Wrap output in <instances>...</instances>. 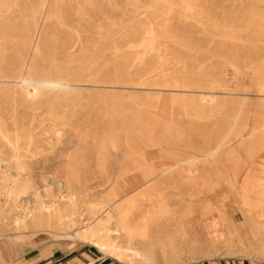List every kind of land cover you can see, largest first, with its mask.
Segmentation results:
<instances>
[{"label": "rangeland", "instance_id": "obj_1", "mask_svg": "<svg viewBox=\"0 0 264 264\" xmlns=\"http://www.w3.org/2000/svg\"><path fill=\"white\" fill-rule=\"evenodd\" d=\"M0 77V231L26 182L71 235L16 234L7 264L101 256L83 225L125 247L114 210L136 264H264V0H0Z\"/></svg>", "mask_w": 264, "mask_h": 264}, {"label": "bare ground", "instance_id": "obj_2", "mask_svg": "<svg viewBox=\"0 0 264 264\" xmlns=\"http://www.w3.org/2000/svg\"><path fill=\"white\" fill-rule=\"evenodd\" d=\"M179 1V0H178ZM183 2V1H182ZM137 3V2H136ZM179 3V2H178ZM189 6V5H188ZM187 7V6H186ZM80 21V20H78ZM74 27V26H73ZM77 28V26H76ZM73 29V28H72ZM148 34V33H147ZM77 36V35H76ZM64 38V37H63ZM69 38V37H68ZM75 38V37H74ZM152 38V36H151ZM67 39V38H66ZM78 39V38H77ZM150 39V38H149ZM70 40V39H69ZM67 42V41H66ZM77 42V41H76ZM66 44V43H65ZM74 44V43H73ZM79 44V43H78ZM57 45V44H56ZM60 45V44H59ZM62 45V44H61ZM25 46V45H24ZM65 46V45H64ZM75 46V44H74ZM23 47V46H22ZM66 47V46H65ZM55 48V47H54ZM27 49V48H26ZM32 49V48H31ZM52 49V48H51ZM78 49V48H77ZM86 49V48H83ZM33 50V49H32ZM55 50V49H54ZM69 50V48H68ZM27 51V50H26ZM56 51V50H55ZM65 51V50H64ZM66 52V51H65ZM80 53V52H79ZM83 53V52H82ZM68 54V53H67ZM84 54V53H83ZM33 55V54H32ZM81 55V54H80ZM21 56V55H20ZM87 56V55H86ZM92 56V54L90 55ZM95 56V55H94ZM93 56V57H94ZM19 57V56H18ZM29 58V57H28ZM87 58V57H86ZM90 58V57H89ZM19 59V58H18ZM88 59V58H87ZM78 61V58L76 59ZM75 60V61H76ZM19 61V60H18ZM74 61V62H75ZM84 61V60H83ZM73 62V63H74ZM81 61L79 60V63ZM23 63V62H22ZM21 63V64H22ZM26 63V62H25ZM18 64V65H21ZM78 64V63H77ZM24 65V64H22ZM83 65V63H82ZM91 66V64H88ZM87 65V66H88ZM26 66V65H25ZM18 67V66H17ZM81 67V66H80ZM83 67V66H82ZM24 68V67H23ZM22 68V69H23ZM84 68V67H83ZM86 68V67H85ZM84 68V69H85ZM21 69V70H22ZM65 70V69H64ZM18 71V70H17ZM57 71V70H56ZM62 71V70H61ZM91 71V70H90ZM23 73V71H21ZM30 72V70H29ZM65 72V71H64ZM5 73V72H4ZM81 73V71H80ZM86 73V72H85ZM7 74V73H6ZM61 74V73H60ZM73 74V73H72ZM82 74V73H81ZM88 74V72H87ZM18 75V74H17ZM22 75V74H20ZM51 75V74H50ZM57 75V74H55ZM54 75V76H55ZM71 75V74H70ZM61 76V75H60ZM63 76V75H62ZM77 76V75H76ZM79 76V75H78ZM22 77V76H20ZM39 77V75L37 76ZM36 77V78H37ZM1 78V77H0ZM9 78V77H8ZM18 78V77H17ZM35 78V76H34ZM69 78V77H68ZM67 78V79H68ZM23 79V78H22ZM40 79V78H39ZM55 79V78H53ZM59 79V78H58ZM57 79V82H58ZM73 79V78H72ZM4 80V79H2ZM14 80V79H13ZM17 80H20L19 78ZM29 80V78H28ZM41 80V79H40ZM46 80V79H45ZM60 80V79H59ZM63 80V79H62ZM65 80V79H64ZM1 81V80H0ZM7 81V79L5 80ZM37 81V79H36ZM50 81V79H49ZM39 81L40 86H48L50 85L51 81ZM61 81V80H60ZM262 81V80H261ZM2 82V81H1ZM24 82V81H23ZM30 82H32L30 80ZM53 82V81H52ZM14 83V82H13ZM16 83V82H15ZM21 83V82H20ZM36 83V82H35ZM38 83V81H37ZM54 83V82H53ZM52 83V84H53ZM60 83V82H59ZM62 83V82H61ZM65 83V82H64ZM71 83V82H70ZM28 85H30L31 83H27ZM55 84V83H54ZM66 84V83H65ZM6 85V84H5ZM3 85V86H5ZM262 85V84H261ZM32 86V85H31ZM68 86V85H66ZM264 86V83H263ZM30 87V86H29ZM34 88V87H33ZM37 88V87H36ZM65 88V87H64ZM68 88V87H66ZM38 89V88H37ZM260 89V87H259ZM15 90V89H14ZM21 90V89H20ZM264 90V89H263ZM35 91L34 89H31V92ZM41 91V90H40ZM39 91V92H40ZM24 92V91H23ZM264 92V91H263ZM36 93V92H35ZM3 94V93H2ZM7 94V93H6ZM10 94V93H9ZM8 94V95H9ZM31 95V94H29ZM12 98V96H11ZM191 103V102H190ZM189 103V105H190ZM193 104V103H192ZM191 104V105H192ZM195 105V104H194ZM2 133V132H1ZM3 135V134H2ZM4 137V136H3ZM6 137V136H5ZM108 139V138H107ZM106 140V139H105ZM10 140H8L7 142H9ZM13 143V142H12ZM15 144V143H14ZM17 145V144H16ZM10 146V145H9ZM116 146V145H115ZM18 155V154H17ZM101 156V155H100ZM14 157V155H13ZM15 158V157H14ZM99 158V157H98ZM19 159V158H18ZM16 160V158L14 159ZM98 160V159H97ZM19 161V160H18ZM22 161V160H21ZM11 163V162H10ZM14 163V162H13ZM157 165V164H156ZM7 172V171H6ZM9 172V171H8ZM2 177V176H1ZM17 177V176H16ZM15 178V177H14ZM5 179V178H4ZM264 179V178H262ZM16 180V179H15ZM27 180V179H26ZM29 180V179H28ZM13 182V181H12ZM16 182V181H15ZM12 185V184H11ZM10 184H7L6 186L3 187V192L1 193V198H3L5 200V203L10 202L12 195H14V189ZM32 188V187H31ZM30 188L27 187V183L24 182L22 184V186L19 187V192H20V197L18 200L15 199V201H13L12 203V209H15V216L12 219V223H11V227H4L3 228V233L0 237H2V241L0 242V264H4V263H8L10 260H8L5 257V253L7 252V248H12V244L14 243L12 237L16 234H23L24 231L25 233H30L31 235H38L39 234H49L52 237H71V235L64 233V225L62 224V222L59 221V219L55 218L54 214L51 212V209L49 208V202H44L41 203L39 200V197L36 195L38 190L34 189L33 191V195L29 196L28 194L30 193ZM32 191V189H31ZM120 193H116L115 197H119ZM14 199V198H13ZM72 201V200H71ZM23 203L27 206V209L29 211V214H25L20 208H19V204ZM243 203V202H242ZM22 206V205H21ZM111 206V204H110ZM73 207V206H72ZM68 208V207H67ZM113 208V207H112ZM129 209V208H128ZM74 210V209H73ZM68 211V210H67ZM116 212V225L115 228L117 227V229L115 230V232L118 233H123L125 238H126V246L125 247H120L117 244H115L113 241H111L110 237H105L103 236L102 232H106V228L101 226V224L97 225L96 227H90L89 225L84 226L81 229L80 233H77L78 237H81L82 240L88 241L89 244H91L93 247H95L100 253H102L103 255L109 256L111 258H113L114 260H116L118 263H123V264H136V257L137 255L130 249V245L133 244V240L138 238H141L143 233L140 231V228L138 226H140V221L137 217H134L133 215H131V213H128V216L126 215V213L124 212L125 210H123V212H118L117 210H114ZM5 210H1V213L4 214ZM62 212V211H61ZM71 212V211H70ZM68 212V213H70ZM67 213V212H66ZM104 213V212H103ZM14 214V213H13ZM64 215V214H63ZM67 215V214H66ZM109 215V214H108ZM111 215V214H110ZM220 215V214H219ZM73 216V215H72ZM71 216V218H72ZM94 216V215H93ZM96 216V215H95ZM98 216V215H97ZM104 216V215H103ZM107 216V215H106ZM105 216V217H106ZM114 216V215H113ZM261 216V214H260ZM65 217V216H64ZM109 217V216H108ZM107 217V218H108ZM70 218V217H69ZM110 218V217H109ZM102 219V218H101ZM104 219V218H103ZM145 219V218H144ZM63 220V219H62ZM81 220V218H80ZM95 220V218H94ZM67 221V220H66ZM2 226L5 224V222L3 221V219L0 220ZM81 222V221H80ZM230 222V221H229ZM99 223V222H98ZM101 223V222H100ZM115 224V223H114ZM72 225V224H71ZM72 227V226H71ZM101 227V228H100ZM7 228V229H6ZM66 231V230H65ZM145 231V230H144ZM10 232V233H9ZM148 232V231H147ZM231 234V233H230ZM160 235V234H159ZM37 236V237H38ZM110 236V235H109ZM156 237V235H155ZM153 238V237H152ZM161 238V237H160ZM212 238V237H210ZM158 240V239H157ZM152 241V240H151ZM176 241V240H175ZM174 241V242H175ZM117 242V239H116ZM139 242V241H138ZM141 242V241H140ZM137 243V242H136ZM142 243V242H141ZM165 243V242H164ZM184 245H189L190 239L189 238H184L183 240ZM154 244V243H153ZM204 244L206 246H210L211 242L210 240H208V238H204ZM135 245V244H134ZM145 245V244H143ZM162 248L164 249L165 245L162 244ZM174 246V245H173ZM135 247V246H134ZM160 249L161 247L158 246ZM157 247V248H158ZM136 248V247H135ZM138 248V247H137ZM148 248V246H147ZM150 248V247H149ZM167 248V247H166ZM140 249V248H139ZM160 249H156L154 250V253L158 255V252H160ZM136 250V249H135ZM138 250V249H137ZM163 251V250H161ZM146 253V252H145ZM144 253V254H145ZM189 253V252H188ZM187 253V254H188ZM150 254V253H149ZM162 254V253H161ZM146 255V254H145ZM164 255V254H163ZM207 255V254H206ZM144 256V255H143ZM148 256V255H147ZM142 259V258H139ZM148 259V258H147ZM150 259V258H149ZM143 260V259H142ZM151 261V260H149ZM143 262V261H142Z\"/></svg>", "mask_w": 264, "mask_h": 264}, {"label": "crops", "instance_id": "obj_3", "mask_svg": "<svg viewBox=\"0 0 264 264\" xmlns=\"http://www.w3.org/2000/svg\"><path fill=\"white\" fill-rule=\"evenodd\" d=\"M20 264H112V263L107 262L105 256H103L102 254L101 256H97L94 255L91 251L85 250L82 251L81 253H76L71 256L57 255V256L44 257V258H35V259L32 258ZM204 264H245V263L229 261V260L228 261L220 260L218 262L204 263Z\"/></svg>", "mask_w": 264, "mask_h": 264}]
</instances>
